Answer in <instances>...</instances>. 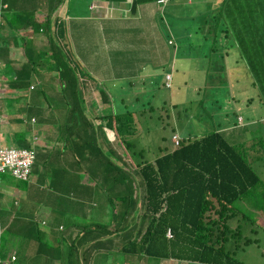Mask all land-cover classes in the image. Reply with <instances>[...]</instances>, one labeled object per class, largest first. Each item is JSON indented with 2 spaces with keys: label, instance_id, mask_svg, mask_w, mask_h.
<instances>
[{
  "label": "trees",
  "instance_id": "16d2710c",
  "mask_svg": "<svg viewBox=\"0 0 264 264\" xmlns=\"http://www.w3.org/2000/svg\"><path fill=\"white\" fill-rule=\"evenodd\" d=\"M40 1L57 9L63 0ZM156 1L165 4L175 0H132V6L137 8ZM198 1L203 5L205 0ZM16 2L0 0V22H14L16 29L31 28L30 32L19 31L16 35L25 40L34 32L39 33L43 25L33 13L14 8ZM212 5L205 4L199 17L206 20L204 25L208 29L204 32L210 33L205 36L217 50L209 48L200 57L210 59L208 54L219 51L228 56L231 72L228 82L236 107L232 111L235 118L225 127L227 121L223 117L229 114L223 115L219 110L210 121H215L210 130L202 131V125V130L201 126L197 127L199 133L197 130L182 133L179 125L173 127V132L179 130L175 132L178 142L171 140V147L158 146L152 157L146 156L139 144L137 132L142 120L137 114L153 110L154 105L146 101L149 106L143 108L140 94L116 95L117 87L105 88L102 81L97 83L90 78L84 81L75 66L68 63L61 47L50 49V55L48 51L25 47L31 53L30 64L24 66V63L16 69L15 79H10L6 69L5 72L0 69L6 76L0 80L5 112L0 117V132L13 134L20 144L16 147L31 149L34 153L27 178L0 172L19 183L13 191L0 182V264H23L22 261L40 264V257L44 264H50L58 257L64 258L61 255L64 247L66 263L60 264H81L80 259L88 264L91 257L96 258L105 251L122 253L130 258L128 264L130 261H135L134 264H245L236 257L241 247L237 241L243 238V245L248 246L258 239L241 231V221L246 219L251 227L245 225V231L252 232L254 226L258 227L252 213L254 205L250 208L247 203L250 198L257 203L254 192L261 182L248 156L249 152L253 153L250 146L255 138L251 136L248 141L235 143L226 137L238 131L246 134L249 130L250 124H241L243 113L237 111L241 105L256 103L264 107V0H221V4ZM175 69L163 73L162 80L157 79L158 89H171ZM178 69L184 72L179 65ZM133 85L132 79L126 81L130 90ZM248 87L255 88L256 97H243ZM187 89L188 103L202 109L198 116L203 111L210 115L203 105L204 96L209 95L203 92V86L196 88L198 93ZM187 89L183 81L177 86L181 94ZM192 93L200 97L193 99ZM97 94L101 108L107 111L99 113L90 109L88 113L95 112L90 115L87 110L92 102L87 98H95ZM41 99L45 103L40 104ZM16 101L19 110L11 108ZM163 102L156 108L169 107L166 100ZM85 104L89 105L88 109ZM178 106L173 102L174 108ZM25 111L29 121L32 116L37 117L38 130L18 138L17 130L25 119ZM186 112V108L178 109L177 120L184 118ZM36 123L31 125L32 129ZM23 124L27 126L25 121ZM113 142L119 147L113 146ZM30 182L32 189L28 187ZM17 191L19 194L22 191L20 196ZM5 204L9 209L3 208ZM102 206L106 209L103 215L108 211L106 219ZM255 207L258 213L264 214L260 204ZM92 215L102 219L92 220ZM46 235L51 238L50 245L45 242ZM25 247L33 248L30 251L35 261L22 256L21 250ZM74 252L75 260L67 259ZM261 254L264 255L263 249ZM13 255L15 260L10 261ZM47 256L54 259L49 260Z\"/></svg>",
  "mask_w": 264,
  "mask_h": 264
},
{
  "label": "rangeland",
  "instance_id": "374dc122",
  "mask_svg": "<svg viewBox=\"0 0 264 264\" xmlns=\"http://www.w3.org/2000/svg\"><path fill=\"white\" fill-rule=\"evenodd\" d=\"M91 0H88V4ZM215 1L217 4L221 0H205L203 1V5L198 0H175L170 2L169 4L165 5V7L168 10H165L164 13L161 15V19H159V23L161 25V29L163 30L161 33H159V37L163 38V41L158 45V52L161 55H165L164 59V65L165 69L167 71H172L175 68V72L173 75L172 79V87L170 90H166L163 87L160 89H153V86L150 85L148 89L150 91H146L145 93H142L141 90H139V97H140V103H144V107L149 106L150 104L154 105L153 110L147 111L145 114H137L139 116V119L142 120L141 123H139V128L137 135L139 137L138 141L139 144L142 148L145 150V155L152 157L154 154L157 152L158 146H167L171 147V140H173V135H175V132L178 131H172L171 129L173 127L179 128L182 133L185 132H190V131H195L197 130V127H200V130H202V125L204 126L205 130H210L209 128L213 127L215 124V121L213 123H210L212 118L217 115L219 112L220 108L225 110L226 107V112L229 114L227 118L228 121H232L235 116L233 115L232 111L236 110V108H231V105L233 103L227 101V98L225 97V91L229 89V86L225 84V78L226 81L230 80L231 78V72L228 69V56L223 53V51H219V53L215 54H208V57L210 59H206L204 56L201 58L206 51H209V48H212L213 51H216L217 48L215 47L214 44H210L208 38L205 36H209L210 32H204L205 28L208 29V26L204 25L206 23L205 19H202L199 17V14L203 11V7L205 4H214ZM72 2L75 3L76 5L72 7ZM71 5V10H82V4L80 0H63L61 3V6H64V8H67V5ZM214 8L215 5H212ZM171 10L174 11L175 15L179 17V20L176 21V24L179 25L182 29L181 33L180 32H172L169 31L167 26L164 24V22L168 23L170 26H174L175 22L171 19ZM219 11V8L217 9ZM68 15L71 13L70 10L67 11ZM169 14V15H168ZM193 23V25H192ZM166 26V27H165ZM175 27H173L174 29ZM183 29L186 30L184 33ZM207 31V30H206ZM168 35L171 36V42L167 44L168 40ZM130 38V37H129ZM219 40V39H218ZM227 41V40H224ZM225 43V42H224ZM128 44H133L134 48L127 49V53L131 54V56H135L137 54L138 50H141L138 43L132 39L131 42ZM157 52V50H156ZM73 54V51H72ZM220 54V57H219ZM167 55V56H166ZM233 55V54H231ZM220 58V59H219ZM208 63V64H207ZM232 64V63H231ZM179 67H183L184 72H182ZM233 65V64H232ZM10 68V67H9ZM178 71V72H177ZM218 71L219 74H216ZM170 74H167V76ZM222 75V76H221ZM225 77V78H224ZM86 79H84L85 81ZM183 81V85L186 86L187 88H190V90H193L194 93H198L199 89H196L200 86H203V92L206 94H209L208 96H204L203 105L207 107V109L210 112L203 113L198 116V113L202 111L201 107H198L197 105L192 106V104L188 103L187 99V94L189 93V90L185 91V93L181 94L182 91L177 90L178 84H180ZM88 82V81H87ZM119 85V84H117ZM115 88V87H114ZM125 90H128V88H125ZM174 90L176 93H173ZM96 92V90H95ZM116 92H118L116 95H119L122 93L119 87H117ZM97 93V92H96ZM170 93V95H169ZM194 93H192V96L194 97L193 99H196L200 97V95L196 96ZM256 90L253 87H248L245 93V96L251 97L255 96L256 97ZM150 94V95H149ZM53 95V94H52ZM147 95V97H146ZM54 96V95H53ZM171 96V97H170ZM191 96V97H192ZM92 97V98H91ZM88 97L87 100H91L92 102V107L89 109L87 108L89 105L85 104L84 107L85 109H96L99 110V108L102 106V103H100V96L97 94V96L94 98V96ZM246 98V97H245ZM172 99V101H170ZM1 98H0V117L3 115L5 112L3 109H1ZM163 100H166V104L169 105V107H165L163 110L159 107L158 105L161 106L163 104ZM41 99V103H42ZM148 101V102H146ZM209 101V102H208ZM173 102H177L179 105L177 108L173 107ZM197 102V101H195ZM208 102V104H207ZM101 104V105H100ZM4 105V104H3ZM109 107V106H108ZM4 108V107H2ZM186 108L187 112L184 113V118L178 119L177 120V110ZM166 109L168 110V117H166ZM241 113H243L244 120L246 121L245 124H250L249 130L247 133H243L242 131H238L237 133H232L231 137H226L229 138V140L235 142V143H241L243 141H248L251 136L255 138L253 142H251V146L253 147V153L249 152V159L252 164L253 169L255 172L258 174L260 177V184L258 189L255 190L254 194L256 195L257 203L253 202V198H250L251 200H247V203L249 204V207L253 203L254 207L252 208V213L254 218V222L257 226H254L255 231L252 232H247L245 229V225L248 227H251V222L246 219L242 220L241 222L243 223L241 225L242 229V234L245 236H248L252 239L257 237L258 239H254L248 246L243 245L244 239L242 238L241 240H238L237 243L241 245L239 249L236 251V257H240L245 261V264H264V255L261 254V251L264 246V214L258 213L257 208L255 207L256 205L260 204V208L262 209L264 213V107L263 105H259L254 103L252 106H245L241 105L240 110ZM95 112L88 113L92 115ZM10 114V113H7ZM224 115V114H223ZM145 116H148L147 120L145 119ZM164 117V120L163 118ZM24 121L27 124V126H24L23 122L21 127L17 130V137L18 138H24L26 136V132H36L37 131V124L33 126V131L32 129V124L34 123H29V117L27 116V112L25 111V116H24ZM215 119V118H213ZM224 119V117H223ZM144 120V121H143ZM109 121V120H108ZM167 122V125H166ZM228 123V122H227ZM261 125V126H260ZM29 126V127H28ZM182 126H186L185 128L181 129ZM27 127V129L25 128ZM31 127V129H30ZM148 127V129H147ZM198 131V130H197ZM40 132V131H38ZM199 133V131H198ZM13 137L14 135L11 134ZM9 132H5L4 130L0 132V137H1V142L3 143V140L5 142V139L9 138V140L13 141V145L16 147L19 146L20 144H17L16 140L11 137ZM44 136V134H43ZM42 136V137H43ZM3 138V139H2ZM35 139V138H34ZM258 145V147H254ZM113 146L119 147L115 142L112 143ZM12 146V145H11ZM120 149V148H119ZM256 157V158H255ZM8 174V173H7ZM0 182L4 186H7V188L16 191V185L14 183H18V181L6 174H0ZM244 198L243 200H246ZM101 201V200H100ZM255 203V204H254ZM241 205V204H240ZM102 206L100 209L102 210V215L103 211H106L105 207ZM108 211L106 212L104 216V219L107 218ZM250 220L252 221V214L249 215ZM84 218V217H82ZM92 220H101L102 217H91ZM49 233V232H47ZM46 233V234H47ZM45 242L50 245L52 243L50 236L46 235L45 236ZM66 247L63 248L62 251V257H59L57 259H54L53 257H48L47 258L50 260L53 258L54 260L50 264H60V263H66ZM31 249L33 248H28L25 247L23 250H21L24 254L22 256H27L28 261H35L36 259L34 258V254L31 253ZM36 256V255H35ZM75 252L71 254V256L67 257L72 259V261L75 260ZM128 257L123 255L120 252L117 251H105L100 254V256L94 258L91 257L89 260L88 264H128L129 262ZM52 260V259H51ZM81 264V259L79 260ZM19 264V262H13ZM24 264V262L22 261ZM135 261H130V264H134ZM40 264H44V259L40 257ZM46 264V263H45ZM162 264H166L165 262ZM170 264V263H169Z\"/></svg>",
  "mask_w": 264,
  "mask_h": 264
},
{
  "label": "crops",
  "instance_id": "0c3cea01",
  "mask_svg": "<svg viewBox=\"0 0 264 264\" xmlns=\"http://www.w3.org/2000/svg\"><path fill=\"white\" fill-rule=\"evenodd\" d=\"M80 2L82 10H71L70 4L67 5V8L59 4L57 9H54L48 6L45 1L18 0L14 8L25 9V12L33 13L43 26L39 29V33L34 32L32 36H27L25 40H22L16 38V35L19 31L30 32L31 28L28 30L27 28L25 29L26 26H21L16 29L12 24L14 22L9 23V21L5 20L0 22V69L3 72L6 69L7 74L11 77L10 79H15L14 71L18 70L24 63H26L24 66L30 64L31 53L28 50H24L25 47L42 52L48 51L49 53L50 49L52 50L57 46L61 47L63 55L69 59L68 63L75 66L81 73L82 78H90L93 81H97V83L102 81L105 88L119 87L122 94L132 93L134 95L139 94V90L142 93L150 91L148 89L150 85L153 86L154 90L159 88L156 82L157 79L160 81L163 79V77L161 78L163 73L171 72L165 69V55L163 56L158 52V45L163 41V38L159 37L158 34L163 30L157 17L160 18L164 11L168 10L165 5L172 1L165 4H159L157 1L148 2L138 5L137 8H133L132 0H91L89 4L87 3L88 0H80ZM215 3L217 4L216 1ZM219 3L221 4V1ZM75 5L72 2V7ZM50 9L53 11L51 12ZM68 10L71 12L69 15ZM170 14L175 25L170 26L167 22H164L167 26L165 27L169 31L181 33V27L176 24L179 17L172 10ZM173 27L175 28L173 29ZM132 39L138 43L141 49L137 51L135 56H131V54L126 52L127 49L130 51V49L134 48L133 44H128ZM1 79H6V76L0 73ZM129 79L134 82L131 90L126 86V81ZM229 84L227 82L229 89L225 91V97L227 101L232 103L233 99L231 98ZM10 87L8 86L11 90ZM125 88H128V92L124 91ZM3 90L6 91L4 88ZM23 94L26 93L23 92ZM243 97L245 98V95ZM1 103L4 104L3 100H1ZM43 103L45 102L43 101ZM3 104H1V109H4L2 108L4 107ZM17 104L16 101L11 108L19 110V105ZM27 106L28 104H26ZM101 107L99 110L94 108L92 110L102 113L101 111L106 109ZM231 108H236L234 101ZM226 109L228 107L225 110L220 109L221 113L225 115ZM88 112L90 111L87 110ZM224 120L228 122L226 117ZM30 121L39 123L36 116H32ZM227 122H225V127H228ZM241 122V124H244L246 121L243 118ZM11 137L13 136L11 135ZM35 137L34 133L33 138ZM3 143L14 146L13 141L9 140L8 136L5 142L3 140ZM32 144H35V142ZM31 183L28 187L32 189ZM9 193L11 194L10 191ZM17 194H19L18 191ZM39 196L40 198L43 197L41 194ZM3 208L9 209V206L5 204Z\"/></svg>",
  "mask_w": 264,
  "mask_h": 264
},
{
  "label": "built area",
  "instance_id": "2783aa9c",
  "mask_svg": "<svg viewBox=\"0 0 264 264\" xmlns=\"http://www.w3.org/2000/svg\"><path fill=\"white\" fill-rule=\"evenodd\" d=\"M167 77L169 78L170 76L168 75ZM173 140L175 143L178 142L175 135ZM33 161L34 153L31 149L5 145L1 142L0 137V172L7 171L14 177L25 179L31 170ZM10 260H15V256L13 255Z\"/></svg>",
  "mask_w": 264,
  "mask_h": 264
},
{
  "label": "clouds",
  "instance_id": "9594fccd",
  "mask_svg": "<svg viewBox=\"0 0 264 264\" xmlns=\"http://www.w3.org/2000/svg\"><path fill=\"white\" fill-rule=\"evenodd\" d=\"M6 5V4H3V6ZM6 7V6H5ZM170 76V75H169Z\"/></svg>",
  "mask_w": 264,
  "mask_h": 264
}]
</instances>
